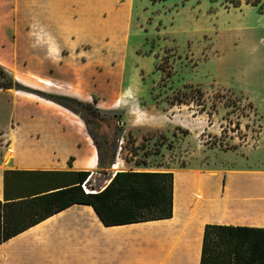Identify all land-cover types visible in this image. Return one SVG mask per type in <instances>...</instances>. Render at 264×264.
I'll list each match as a JSON object with an SVG mask.
<instances>
[{
    "label": "crops",
    "instance_id": "1",
    "mask_svg": "<svg viewBox=\"0 0 264 264\" xmlns=\"http://www.w3.org/2000/svg\"><path fill=\"white\" fill-rule=\"evenodd\" d=\"M2 1L0 8L6 6V14L0 16V65L26 86L83 101H90V68L114 74L122 60L113 52H122L133 34L142 33V23L156 17L152 11L160 3L24 0L20 18V0H7V5ZM254 6L243 7L240 2L233 6L238 12L214 18L209 25L213 52L201 63L212 64L205 77L215 83L264 96V21L249 27L234 46L226 45L221 32V18L257 12ZM259 15L264 17V9ZM36 33L45 38L38 47H34ZM50 45L61 49L58 60L47 52ZM18 54L21 65L14 62ZM127 89L119 86L117 91L122 95ZM0 95V200L6 170L89 171L86 187L91 191L102 189L117 171L173 173L170 217L104 225L89 204L73 203L2 241L0 264H200L205 225L264 228V156L261 167L164 165L154 163L153 156L138 163L126 139L132 137L130 146L136 148L144 136L162 128L138 132L128 125L118 133L114 163L99 168L89 134L74 124L61 125L64 111H71L13 88H0ZM175 115L166 121L171 123ZM241 234L243 254L235 258L220 251L234 246L231 239L238 233H211L210 244V239H221L211 264H264V244L263 255L251 256L248 237L253 232Z\"/></svg>",
    "mask_w": 264,
    "mask_h": 264
},
{
    "label": "rangeland",
    "instance_id": "2",
    "mask_svg": "<svg viewBox=\"0 0 264 264\" xmlns=\"http://www.w3.org/2000/svg\"><path fill=\"white\" fill-rule=\"evenodd\" d=\"M261 1L263 5L254 6L259 13L264 9V0ZM20 2L19 17L22 18L24 0ZM159 2L156 11H152L156 17L145 18L142 23V33L133 34L122 52H113L122 60L114 74L102 68H90V101L95 98L97 117L84 111L85 126L77 115L64 111L66 115L62 116L61 125L67 127L70 123L83 132L91 131L102 146L105 140L108 145L117 143L116 152L119 145L117 128L130 125L140 132L161 127L165 131L161 129L144 136L139 151L133 148L137 159L153 156L157 164L189 162L209 168L261 167L264 96L255 90L247 94L215 83L211 77H205L213 68L212 64L201 63L213 52L209 25L214 18L238 12V9L233 8L230 0ZM240 2L244 7L252 0ZM2 3L7 5V0ZM5 8H0V16L6 14ZM257 12L246 11L242 15L221 18V32L228 40L226 45L234 46L239 42L236 38L240 39L249 27L264 21ZM14 62L21 65L20 54L14 55ZM11 70L14 74V69ZM167 70L169 75H166ZM119 86L120 89H131L134 97L127 98L126 106L115 109L113 104L121 96L117 91ZM137 109L144 113L146 122L133 126V113ZM173 113H176L174 119L167 122L166 117L172 118ZM133 141L132 137L126 139L127 148L131 149ZM96 183L100 185V182Z\"/></svg>",
    "mask_w": 264,
    "mask_h": 264
},
{
    "label": "trees",
    "instance_id": "3",
    "mask_svg": "<svg viewBox=\"0 0 264 264\" xmlns=\"http://www.w3.org/2000/svg\"><path fill=\"white\" fill-rule=\"evenodd\" d=\"M159 1L162 0H151L152 3ZM230 3L238 6L240 0H230ZM251 4L260 5L261 0H252ZM169 73L167 70L166 75ZM0 88H13L50 100L77 115L85 126L87 122L84 111L89 112L94 118L97 117L95 98L83 101L73 96L26 86L1 65ZM197 91L201 94L199 90ZM117 122L120 123V120ZM122 130V127L117 128L116 133H121ZM88 133L97 150V166L110 167L114 163L117 143L108 145V140H105V145L102 146L91 131L88 130ZM138 146L131 147L133 155H137L133 151L140 149ZM142 160L136 158L138 163ZM90 174L89 171L6 170L4 198L0 200V243L73 203L89 204L104 225L166 218L172 215V172L117 171L102 189L85 192L82 183L87 184ZM243 230L253 232V235L248 237L249 254L263 255L260 249L264 244V228L207 224L204 228L200 264H211L212 258L219 254L215 251V246L221 239H210L212 243L210 244L208 238L211 233L221 234L223 231L230 234L238 233L236 239H231L234 246L228 251L220 252L224 256L235 258L243 254L242 240L245 238L241 234Z\"/></svg>",
    "mask_w": 264,
    "mask_h": 264
},
{
    "label": "clouds",
    "instance_id": "4",
    "mask_svg": "<svg viewBox=\"0 0 264 264\" xmlns=\"http://www.w3.org/2000/svg\"><path fill=\"white\" fill-rule=\"evenodd\" d=\"M33 39H34V47H38L40 45V43L45 38H44V36L40 35L39 33H36L33 35ZM49 39H50V37H49ZM47 52L49 54H55V58L57 60L60 58L61 49L57 46H51L50 45L47 48ZM133 97H134V93L131 89L125 90V92L119 98H117V100L114 102L113 108L119 109L121 107L126 106L128 103L127 98H133ZM133 116H134L133 126H139V125H142L146 122L144 119V113L142 111H140L139 109H137V111L133 113Z\"/></svg>",
    "mask_w": 264,
    "mask_h": 264
},
{
    "label": "built area",
    "instance_id": "5",
    "mask_svg": "<svg viewBox=\"0 0 264 264\" xmlns=\"http://www.w3.org/2000/svg\"><path fill=\"white\" fill-rule=\"evenodd\" d=\"M82 188L85 192H90L91 190H89L86 185H85V182L82 183Z\"/></svg>",
    "mask_w": 264,
    "mask_h": 264
}]
</instances>
